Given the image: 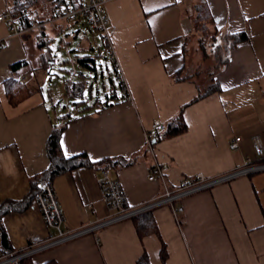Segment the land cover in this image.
Here are the masks:
<instances>
[{
    "label": "crops",
    "instance_id": "crops-1",
    "mask_svg": "<svg viewBox=\"0 0 264 264\" xmlns=\"http://www.w3.org/2000/svg\"><path fill=\"white\" fill-rule=\"evenodd\" d=\"M7 10L10 0H0V15ZM106 14L108 50L102 34L91 29L103 40L98 55L83 22L45 25L52 47L74 51L63 62L81 67L68 69L79 78L64 83L85 82V102L65 95L71 110L56 122L41 81L45 72L59 67V54L51 48L57 66L46 68L37 35L16 36L0 22L5 43L0 50V206L41 191L55 129L61 130L67 158L86 154L96 163L126 162L82 166L52 179L68 229L107 215L99 184L105 167L122 182L128 202L139 205L159 196L165 183L176 187L197 174L211 178L243 166L255 158V135L264 144V0H107ZM198 23L225 46L222 64ZM237 35L245 37L236 43ZM22 61L27 66L13 72L12 65ZM14 77H25L31 91L16 105L6 91V81ZM200 81L218 88L198 99ZM181 114L187 131L172 137L153 134L151 147L153 124L168 126ZM235 136L243 141L232 151ZM155 164L164 170L165 183L148 179ZM182 205L180 222L168 206L153 211L158 234L141 238L134 220H128L37 254L28 264H138L146 253L151 264H264V171L194 194ZM0 221L4 250L23 249L30 237L54 233L33 201L24 212H10Z\"/></svg>",
    "mask_w": 264,
    "mask_h": 264
},
{
    "label": "built area",
    "instance_id": "built-area-1",
    "mask_svg": "<svg viewBox=\"0 0 264 264\" xmlns=\"http://www.w3.org/2000/svg\"><path fill=\"white\" fill-rule=\"evenodd\" d=\"M106 3L107 0L67 1L55 10L54 18L50 21L44 20L40 11L33 10L28 14L26 24L16 21L11 11L7 10L3 15H0V22H6L16 36H21L27 32L35 33L37 35V45L44 48L43 53L47 67L54 68L57 66V59L47 48L45 36L47 22L74 23L86 20L94 31L108 36L110 21L106 14ZM4 48L5 43L0 38V50ZM20 81L24 82L25 77H21ZM165 130L166 125L161 121H156L148 134V144L152 147L153 134L162 133ZM251 140L255 158H248L243 166L229 173L211 178L203 174H197L184 179L176 187L166 185L164 170L161 165H153L150 168L148 179L150 181H163L165 183L164 191L156 198L139 205H131L128 202L127 193L122 182L113 177L109 169H103L99 184L102 199L107 208V215L94 223L77 229L64 227L65 214L56 194L53 181H45L42 190L33 201V206L41 213L46 228L52 229L54 233H49L47 238L30 237L29 242L23 249L13 250L7 254L0 252V264H17L86 234L98 233L104 228L134 219L164 206L171 208L175 218L180 222L179 216L184 212L182 201L187 197L211 190L217 185L231 182L236 178L264 171V144L262 138L260 135H255ZM242 141L241 136H235L229 143V149L232 151L239 150Z\"/></svg>",
    "mask_w": 264,
    "mask_h": 264
},
{
    "label": "trees",
    "instance_id": "trees-1",
    "mask_svg": "<svg viewBox=\"0 0 264 264\" xmlns=\"http://www.w3.org/2000/svg\"><path fill=\"white\" fill-rule=\"evenodd\" d=\"M73 2H78V0H71ZM67 0H10V11L14 15L16 21L19 23L26 24L28 20V14L33 11L37 10L40 11L42 14V17L46 21H50L54 18L55 10L65 4ZM81 22V21H78ZM75 23V22H74ZM72 24V23H67ZM102 34V33H101ZM46 35V34H45ZM103 40H104V50L109 49L108 43L105 41L106 36L102 34ZM245 35H237L236 36V43L243 40ZM47 39V48H52V40ZM44 51V48H42ZM101 52V49H97V55ZM89 57V56H87ZM95 57H97L95 55ZM42 60L47 68L45 59H44V53H42ZM25 66H27L26 62H19L14 65H12L13 72L17 73L19 70L23 69ZM49 69V67H48ZM51 69V68H50ZM53 69V68H52ZM55 69V67H54ZM66 93L65 95L68 98H72L74 100H83L85 102V82H66ZM218 88V85L212 86L209 85V88L206 87H200V94L198 96V99L204 98L209 93H211L214 88ZM6 91L8 94V97L10 98V101L16 105L22 102L24 99H26L30 94L31 91L28 89L25 82H21L19 77H14L6 81ZM188 129V126L184 120L183 114H181L177 119L172 121L168 126H166V130L162 133L157 134H164L167 137L177 136L184 132H186ZM60 132L61 130L55 129L52 133V135L49 138L48 141V153L51 160V165L49 170L44 175V180L48 181L51 180L58 174L71 171L75 168L87 166V167H94L96 165L105 164L107 166H113L117 164H126L124 161H115L112 159H105L100 162H93L90 160V158L86 154H80L74 157L67 158L62 151L61 145H60ZM156 138V137H155ZM157 140V138H156ZM128 164V163H127ZM104 169H109V167H105ZM42 190V189H41ZM40 193V190H34L32 191L23 201H6L0 206V218L10 212H24L27 208H29L32 205V201L37 197V195ZM1 222V221H0ZM134 223L137 229L138 234L141 238L152 234V233H159L158 226L156 224V221L152 215V212L145 213L143 215H140L134 219ZM1 226V225H0ZM1 237L3 239V242L6 241V235L5 232H1ZM13 249H0V252L3 254H7L12 252ZM161 257L163 262H166L167 260V251L165 246L162 248ZM31 260V258L25 259L17 264H28V262ZM138 264H151L150 259L146 254H144L138 261Z\"/></svg>",
    "mask_w": 264,
    "mask_h": 264
},
{
    "label": "rangeland",
    "instance_id": "rangeland-1",
    "mask_svg": "<svg viewBox=\"0 0 264 264\" xmlns=\"http://www.w3.org/2000/svg\"><path fill=\"white\" fill-rule=\"evenodd\" d=\"M81 22L84 23L83 25L85 26V31L87 34H89L90 40H92L94 47L97 49L98 48L97 45L101 46L103 44L101 34H96V35L93 34V31L91 30L92 28L88 21L82 20ZM197 28L202 30L206 38H208V41L211 46L210 49L213 50L212 53H214L217 59V62H219V64H222L224 57H225V55H223L224 54L223 47L225 46H222L221 48V45L217 42L216 39H214V36L211 37V32L207 30V28H205L204 25L198 23ZM56 45H57L56 48L52 47V50L56 55L59 54V58H60L59 67L55 70H50L49 72H45L42 76V81H41V87L42 89H44V96H45L44 98L46 99L49 105L48 110L54 122L58 121L61 116L66 115V113L71 110V108L68 105V99L65 98V83L64 82L67 79H71V78L77 79L79 77L78 75H74V72L73 74H70L67 70L71 68L76 71L77 68L78 69L81 68L79 65L77 66V68H75L73 65L71 64L68 65L67 63L63 62V59L66 58V56L69 55V53L74 54V51H72L73 49L71 50V52H69L67 47L64 46L62 49L58 50V44ZM210 49L209 51H211ZM92 52L95 54L94 51ZM100 80H101L100 88L103 89L105 82L102 80V78ZM201 80H204V79H201ZM200 82H201L200 86L202 88L203 87L209 88V82L207 81L206 82L200 81ZM93 83H95L96 85L95 81ZM109 84H110L109 81L106 80V85L109 86ZM117 86H118L117 87L118 92L122 94L120 85L117 84ZM49 89H51L52 91H49ZM96 91H97V88L95 89V94H96ZM50 92H52V97L50 95ZM52 103L54 104V106H52ZM134 219H131V220H134Z\"/></svg>",
    "mask_w": 264,
    "mask_h": 264
}]
</instances>
